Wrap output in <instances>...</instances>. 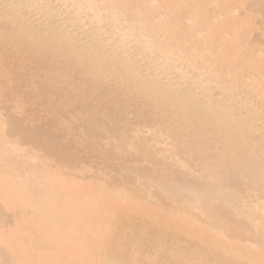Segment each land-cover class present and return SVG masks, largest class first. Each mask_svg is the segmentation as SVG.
Instances as JSON below:
<instances>
[{"label":"bare ground","instance_id":"1","mask_svg":"<svg viewBox=\"0 0 264 264\" xmlns=\"http://www.w3.org/2000/svg\"><path fill=\"white\" fill-rule=\"evenodd\" d=\"M6 95L0 264H264V0H0Z\"/></svg>","mask_w":264,"mask_h":264},{"label":"rangeland","instance_id":"2","mask_svg":"<svg viewBox=\"0 0 264 264\" xmlns=\"http://www.w3.org/2000/svg\"><path fill=\"white\" fill-rule=\"evenodd\" d=\"M259 19V18H258ZM257 19V20H258ZM259 30L257 29V30H255L254 31V34H256V35H258L259 33ZM258 33V34H257ZM254 36H252V38H253ZM9 102H8V96L6 95V96H4V98L2 99V97L0 98V112L5 116L6 114H7V116L6 117H8V106L11 104H9ZM29 105V104H28ZM33 108H32V106L31 105H29L28 106V111L27 112H30V114L31 115H35V114H37L35 111L33 112ZM11 112H16V111H14V110H10ZM13 114V113H12ZM17 113H15V115H16ZM16 116H18L19 118H22V116H24V115H21V117L17 114ZM16 116H13V117H16ZM17 117V118H18ZM27 117H29L30 118V120H29V118H26L25 117V121L24 122H26V124H25V126L27 125V124H31L32 122L33 123H36V122H34V118H31V116L27 113ZM34 117V116H33ZM36 118H37V115L35 116ZM38 118H40V117H38ZM37 118V119H38ZM8 119V118H7ZM31 119H33V121L31 120ZM37 119H35V120H37ZM27 120V121H26ZM30 121H32L31 123H29ZM38 121H39V119H38ZM23 125H24V123H23ZM27 127H28V125H27ZM56 132H58V131H56ZM56 134V133H55ZM61 133L60 132H58V135H60ZM57 135V134H56ZM28 142V143H27ZM30 142L29 141H25L24 143L22 142V144H24V147L25 146H27V150H32L31 152H34V151H37V152H39V154H44V152L42 153V151H38V150H33L34 148L32 147V145L31 144H29ZM27 144V145H26ZM29 146H30V149H29ZM36 153V152H35ZM136 217H138L139 218V216H136ZM139 221H140V219H138ZM152 245V246H151ZM156 247V246H155ZM177 247V248H176ZM157 248V247H156ZM180 248H181V246L180 247H178V246H175V249L176 250H180ZM147 249V250H146ZM154 245L153 244H150V246L149 245H147V244H145L144 246H143V248H142V254H141V257H140V260H141V264L143 263H145V264H147V263H149V264H153V263H155V264H163V262H166V257H167V259H168V255L169 254H167L166 253V251H159L158 249H157V251H154ZM156 250V249H155ZM157 252H159V253H157ZM146 253H148V255H147V258L145 257V255H146ZM164 255V256H163ZM170 257H169V259L170 258H174V257H172V255H169ZM174 256V255H173ZM146 258L145 259V261H143L144 259L143 258ZM153 259V260H155V262L153 261V260H151V258ZM155 257V258H154ZM159 257H161V258H159ZM148 258H150L149 260L150 261H152V263L149 261L148 262ZM177 258V256L174 258V259H172L174 262H175V259ZM163 259V260H162ZM165 260V261H164ZM171 260V261H172ZM178 260H179V258H178ZM176 261V262H179V261ZM167 262L169 263V264H173L172 262H169L168 260H167ZM166 262V263H167ZM174 263V264H178V263ZM166 263H164V264H166Z\"/></svg>","mask_w":264,"mask_h":264}]
</instances>
